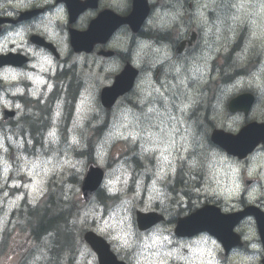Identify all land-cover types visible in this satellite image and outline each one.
Returning a JSON list of instances; mask_svg holds the SVG:
<instances>
[{
    "label": "clouds",
    "instance_id": "9594fccd",
    "mask_svg": "<svg viewBox=\"0 0 264 264\" xmlns=\"http://www.w3.org/2000/svg\"><path fill=\"white\" fill-rule=\"evenodd\" d=\"M51 7L44 8L41 12H31L29 15H20L16 9H30L43 7L39 0H0V28L8 25L7 29L0 31L3 44L0 52H15L23 49L19 57L24 58L23 63H0V76L6 82L0 85V101L9 108L20 109L12 119H19L21 115L31 116L33 109L25 108L19 100L13 98L24 94V88L12 82L20 80H33L31 71L24 70L23 66L31 68L39 67L41 71H47L45 65L55 68L56 61L53 50L45 40L55 41L60 45L62 63L67 66L77 64L83 68L89 61L85 55L87 50L77 48L69 43L72 24L76 23L69 8V0H47ZM148 11L142 22L134 29L129 23H119L110 27L104 35L93 41L94 45L115 46L124 56L128 57L127 63L134 66L123 68V74L132 71L130 87L123 93L134 90L139 108L130 105H120L113 109L106 104L101 92V80L94 74L84 75L80 73L81 89L79 102L76 104V117L69 129L70 139L62 142L61 136L54 131L49 132L44 140L42 150H38L35 161L21 156L23 165L19 169H13L4 157L0 156L3 163V181L6 183L9 173L27 169L44 167L46 171H59L69 165L74 169L73 175L83 179L87 171L88 176L94 170H99L100 179L98 185L83 191V198L88 201L81 212L79 223L81 226L100 221L101 227L97 231L107 234L106 238L113 241V247L121 253V258L126 264H261L264 260V242L253 239L257 226L255 213L243 214L237 217V222L231 225L229 239L225 240L208 231L194 233H173L170 231L171 222L176 216V209L183 196L173 203V197L167 188L158 187V182L166 180V171L175 172L176 153H191L190 156H181L193 179L202 176V187L195 188L197 193L220 200L233 198L232 207L240 208L250 203L248 197L257 193L258 207H264V183H252L245 187L251 172L246 168L239 157L230 158L229 155L218 149V146L210 144L203 132L196 130L180 114H186V109L192 104L198 103L200 97L193 98L187 92V81H203L208 69V61L213 58L217 51L215 45L221 39L224 31L235 32L237 27L248 26L255 34L264 27V0H247L246 3H236L234 0H223L221 10L214 23L209 24L206 20L201 24L203 29L204 45L206 49L194 54L193 57L183 56L180 52H173L168 42H160L146 38L142 32H164L171 30L174 25H182L181 18L184 13L179 7L173 10L162 11L160 8L149 10L148 0H144ZM155 3V0H152ZM202 15V14H201ZM71 16V24L68 17ZM215 28V31L213 29ZM181 27L180 31H183ZM37 35L44 39H34ZM33 39L29 43L28 38ZM213 37V39H209ZM15 45L11 47L10 45ZM17 56V55H16ZM9 56H0L8 58ZM124 61L120 57H109L108 63L103 67L105 74L104 82H111L112 75L121 70ZM100 67V62H97ZM160 68L159 84L154 76L156 69ZM264 66L261 70L250 73L247 78L249 86L257 92L261 101H264ZM245 81L240 77L236 84L220 85L216 98L212 103L215 109H222L228 97L232 95L237 85ZM43 83V80L37 81ZM116 82V81H115ZM51 89L52 85H48ZM104 93V90H103ZM30 95L35 98L36 90H30ZM250 104L232 108L233 112L247 113L255 103L252 96ZM237 100L232 101V105ZM65 103L61 98L55 103V113L52 122L56 123L61 115L62 105ZM231 105V106H232ZM111 109L109 116L107 110ZM83 114V115H82ZM85 121L91 122L93 127L107 126L102 132L96 144L95 158L100 167H94L89 163L88 157L80 159H65L76 146L79 150L87 148ZM17 131L13 133L18 135ZM11 128L0 129V147L5 139L12 141L16 148L23 147V141L14 140L13 135L7 133ZM127 141L130 145L138 146V150L120 160L110 159V149L114 142ZM30 143V141H29ZM7 152V149H4ZM159 153L155 171L150 167L138 170L132 163V157L141 161L151 158L154 153ZM50 153V155H47ZM63 153V156H61ZM152 173L150 186L148 187L150 204L148 207L159 206L160 216L153 223L141 227L137 208L140 205L139 196L144 185L145 175ZM131 186L135 189V196L129 198L127 192ZM69 188L72 185H68ZM46 191V189H44ZM80 193V187L75 189ZM104 192L110 203H103L98 198V193ZM155 193V195H153ZM243 194V196H242ZM6 195V193H5ZM225 210H228L227 207ZM244 224L248 232L240 236L232 235L233 229ZM51 233H49V236ZM241 240L245 244H241ZM43 244H48V236L43 237ZM223 245V247H221ZM96 264V256L84 244L76 249L73 264ZM48 256L45 248L37 249V254L27 264H47Z\"/></svg>",
    "mask_w": 264,
    "mask_h": 264
},
{
    "label": "rangeland",
    "instance_id": "374dc122",
    "mask_svg": "<svg viewBox=\"0 0 264 264\" xmlns=\"http://www.w3.org/2000/svg\"><path fill=\"white\" fill-rule=\"evenodd\" d=\"M166 1L170 3L171 8L173 9L176 7H179L177 6V3L174 2V0H166ZM159 2L160 0H155V4L157 6ZM190 2H192V0L188 2L189 6L186 7L185 11L187 13H190L194 10L195 18L197 21L198 18L201 16V14L203 15V11H205L204 8L207 5V22L209 24H212L217 19V15L221 10V5L223 3V0H195L194 7L190 6ZM234 2L244 4L247 2V0H234ZM213 31H215V28L213 29ZM237 34L240 35L239 38H236ZM209 39L211 40L213 39V37H210ZM235 43H238V46H235ZM201 45L204 48H200L199 50L200 52L206 49V46L204 45V43H202ZM215 47L217 51H215L212 54L213 58L210 61H208V69L205 75V78L207 77V84L210 85V89L206 90L205 89L206 86H205L204 88L199 89V90H196V89L189 90L188 93H190L193 98L200 97L199 102H201V100H204L205 98H207V101L209 100V98L212 100L216 98V94L220 89V85L236 84V81L240 77H245V81L237 85L236 90L234 92L235 95L239 92H242L243 90L247 91L249 89V90H253L255 95L258 96L254 88L249 86V84L247 83V78L250 75V73L261 70L262 66H264V55H263L264 27L259 28L255 34L246 25L237 27L235 32L224 31L221 34V39L216 43ZM85 72H86L85 75L89 74L87 73V70H85ZM235 72H238V74H235ZM93 74L95 75L97 79L101 80V86L108 83V82H104L105 74L103 71L97 74L96 70L94 69ZM261 74L262 76H264V71H262ZM227 75H233V76L228 81H225V82L221 81V78ZM198 81L199 80L187 81L188 87L196 88L198 86ZM204 94H206L207 97ZM120 105H125V104H120ZM194 105H197V104L195 103ZM200 105H203L202 108H204L206 106V103L205 102L200 103ZM190 108H191L190 113L193 119H191L190 116L184 113L180 114L187 121V124L185 125V127H187V125L190 124L196 130V132L198 133L203 132L206 138V133L209 131V126L207 125L206 127L205 125H203L204 123L205 124L211 123V122L216 123V120L218 119V122L220 125L226 126L225 128L228 129L229 131H233L236 128H238L241 124L244 125L248 121H254L253 118H256L258 116H260V118H263L262 114L264 112V101H261L258 97V102L255 103L253 109L249 112L248 116L246 117L245 116L243 117L240 114H229L227 111L225 113L224 111H222V109L209 108L208 111L206 112L203 110L198 111L197 109H195V106H194V110H193V107H190ZM108 113L111 115V111H109ZM201 114H203L204 116L202 117V120L200 118ZM213 116L215 117L213 118ZM74 119L75 118H73L67 125L68 130L71 128L72 122ZM54 124H55L54 132L57 135L61 136L62 142L65 139H70V133L69 132L66 133L62 129L63 124H64L62 112L59 118H57L56 123ZM206 129H207V132H206ZM88 135H89V131L87 130L86 137ZM208 136H209V133H207V140H208ZM96 144H95V149H96ZM75 150H79V149L76 148V146H73V150L69 153L68 157H65V159L72 160V157L75 156ZM137 150H138V146L130 145L127 141L114 142L110 149V159L120 160V159H123L125 156H130L132 152L137 151ZM190 154L191 153H184L182 151L176 153V167L179 165L182 166V172H181L182 175H180V178L182 179V183L179 186L188 187L186 186V183L187 185H189L188 189L183 190V192H187V193H183V196L185 198L183 201H180V203L183 205L189 201L195 200L196 196L198 195L203 196V197H198V199H201V198L205 199V196H206L204 193H197L194 191L195 188L202 187L201 183H202L203 177L198 176V178L193 179V174H191L189 170L187 169L185 161L180 159L181 156H190ZM61 156H63V153H61ZM158 156H159L158 152L154 153L153 156L147 159L146 161H141L137 157H132V163L134 167L138 170H141V167H144V168L150 167L153 169V172H154L157 166L156 157ZM97 164H98V161H97ZM245 166L246 168H248L249 171L253 167H256V168L262 167L264 169V158L261 157V155L255 156L249 163H246ZM70 168L71 167L66 164L64 169L59 170V171L67 170L68 172ZM28 169H30L31 171H34L31 165L28 166ZM41 170H45V168L38 167L37 169H35L36 173L38 174L40 173ZM53 172H56V170H53ZM167 181L168 179H166L163 183H166ZM144 184H146V181H144ZM66 188L70 189L68 186ZM168 193L171 194V196L173 197V201L175 202L174 194L171 193L170 191H168ZM66 194H68L67 201L76 202L78 204L76 208L77 212H75L77 215V218L73 219V221L74 220L78 221L81 215L82 209L85 205L81 204L79 193L77 192L74 193L72 191L71 192L66 191ZM127 195L129 198L134 197L133 195H130V194H127ZM75 224L81 227L79 223H75ZM83 227L85 229H91L99 234L107 236L106 233L97 231V228L101 227L100 221H96L90 224L89 226H83ZM53 232H55V229H53ZM80 232L81 231L78 230L77 235L75 236V238L77 239L76 249L78 248L80 244H83L81 240L82 235L80 234ZM53 249H55L54 246H53Z\"/></svg>",
    "mask_w": 264,
    "mask_h": 264
},
{
    "label": "water",
    "instance_id": "95a60500",
    "mask_svg": "<svg viewBox=\"0 0 264 264\" xmlns=\"http://www.w3.org/2000/svg\"><path fill=\"white\" fill-rule=\"evenodd\" d=\"M138 13L139 14L141 13V16ZM143 14H145V9L143 7L139 8V11L134 10V12L132 13V16H131L132 22H134V24L137 22V15L139 18L142 19ZM131 77H132V74L126 72L125 74H123L121 76V78L118 79V82L116 83V85L113 88L105 91L103 97H104L106 104H110L112 101H114V99L119 94H122L130 86ZM91 239H92V237L90 239H87V241H89L91 243V245L94 246L96 244V240H91Z\"/></svg>",
    "mask_w": 264,
    "mask_h": 264
},
{
    "label": "flooded vegetation",
    "instance_id": "af4514ba",
    "mask_svg": "<svg viewBox=\"0 0 264 264\" xmlns=\"http://www.w3.org/2000/svg\"><path fill=\"white\" fill-rule=\"evenodd\" d=\"M165 42H167V40H165ZM106 47V49H107V46H105ZM117 56V53H116V55L115 56H110V57H116ZM109 58H106V61L108 60ZM1 78H2V76H1ZM18 86V85H17Z\"/></svg>",
    "mask_w": 264,
    "mask_h": 264
},
{
    "label": "trees",
    "instance_id": "16d2710c",
    "mask_svg": "<svg viewBox=\"0 0 264 264\" xmlns=\"http://www.w3.org/2000/svg\"><path fill=\"white\" fill-rule=\"evenodd\" d=\"M237 74H238V72H237Z\"/></svg>",
    "mask_w": 264,
    "mask_h": 264
}]
</instances>
